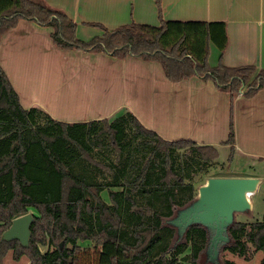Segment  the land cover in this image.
I'll list each match as a JSON object with an SVG mask.
<instances>
[{
  "label": "trees",
  "instance_id": "trees-1",
  "mask_svg": "<svg viewBox=\"0 0 264 264\" xmlns=\"http://www.w3.org/2000/svg\"><path fill=\"white\" fill-rule=\"evenodd\" d=\"M155 2L158 25L91 23L101 33L81 39L77 24L43 0H0V38L28 19L51 27L56 47L155 61L170 81L211 80L229 92L231 103L239 92L250 97L264 87V69L221 63L224 22L166 20ZM211 48L219 52L214 66ZM225 144L233 151L232 117ZM217 157L214 146L163 139L126 108L81 122L25 108L0 66V264L10 250L14 260L26 255L28 264H78L81 252L89 254V264H199L206 230L192 225L172 245L175 229L163 220L191 201L207 177L232 176L211 172ZM30 209L36 213L28 246L1 240L11 221ZM228 231L231 242L222 251L249 260L260 250L264 264V212L260 220L236 219Z\"/></svg>",
  "mask_w": 264,
  "mask_h": 264
},
{
  "label": "crops",
  "instance_id": "crops-1",
  "mask_svg": "<svg viewBox=\"0 0 264 264\" xmlns=\"http://www.w3.org/2000/svg\"><path fill=\"white\" fill-rule=\"evenodd\" d=\"M43 1L66 13L81 39L101 33L91 23L114 29L132 21H160L155 0ZM160 6L166 20L224 22L227 42L221 63L264 69V0H160ZM51 31L21 18L1 35L0 66L23 107L38 106L62 122L111 117L126 108L163 139H190L217 151L230 149L225 140L232 117L234 153L264 160V87L250 97L239 92L231 103L229 92L211 80L193 75L173 82L155 61L59 48ZM215 50L208 58L211 66L218 60ZM243 176L261 177L255 194L264 189V174Z\"/></svg>",
  "mask_w": 264,
  "mask_h": 264
},
{
  "label": "water",
  "instance_id": "water-1",
  "mask_svg": "<svg viewBox=\"0 0 264 264\" xmlns=\"http://www.w3.org/2000/svg\"><path fill=\"white\" fill-rule=\"evenodd\" d=\"M256 176H211L198 185L195 197L177 207L163 223L175 229L172 245L184 239L192 225H200L207 232V242L201 252L199 264H222V248L231 242L229 226L235 216L252 210V195L261 183ZM34 221L32 212L14 218L1 234V240H18L27 247ZM62 242H60V246ZM203 257V261H200Z\"/></svg>",
  "mask_w": 264,
  "mask_h": 264
},
{
  "label": "rangeland",
  "instance_id": "rangeland-1",
  "mask_svg": "<svg viewBox=\"0 0 264 264\" xmlns=\"http://www.w3.org/2000/svg\"><path fill=\"white\" fill-rule=\"evenodd\" d=\"M217 162L218 163H213L216 167L212 165V169L210 168L212 170L211 172H217L218 170L224 174L237 173V176H243L245 174H264L263 159L253 155L245 156L240 153H234V151H230V149L225 150L224 148H219ZM44 183L45 185H48L49 181L44 180ZM104 195L106 196V193H104ZM251 199L253 203L252 210L237 214L235 216L237 220L253 221L257 219L260 220L262 218L264 212V189H260L257 194L251 197ZM29 212L36 213L33 209H30ZM44 249L45 247L41 246V250ZM89 257V254L81 252L78 264H89ZM220 257L222 264H224V259H230L239 264H260L262 251L259 250L254 252L252 258L249 260L242 259L228 251H222ZM14 261L12 251L10 250L4 258L3 263L10 264L14 263ZM200 261H203V257ZM27 262H29V259L26 255H23L21 259L18 260V264H27Z\"/></svg>",
  "mask_w": 264,
  "mask_h": 264
}]
</instances>
